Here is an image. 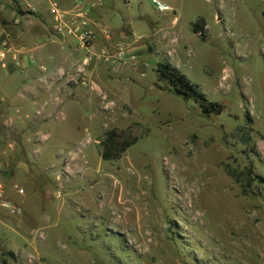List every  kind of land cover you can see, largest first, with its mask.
Returning a JSON list of instances; mask_svg holds the SVG:
<instances>
[{
  "label": "rangeland",
  "instance_id": "rangeland-1",
  "mask_svg": "<svg viewBox=\"0 0 264 264\" xmlns=\"http://www.w3.org/2000/svg\"><path fill=\"white\" fill-rule=\"evenodd\" d=\"M158 1L85 0L90 26L30 39L67 68L46 113L21 67L0 76V264H264V0ZM110 133L137 141L106 160Z\"/></svg>",
  "mask_w": 264,
  "mask_h": 264
},
{
  "label": "crops",
  "instance_id": "crops-1",
  "mask_svg": "<svg viewBox=\"0 0 264 264\" xmlns=\"http://www.w3.org/2000/svg\"><path fill=\"white\" fill-rule=\"evenodd\" d=\"M49 1L51 7L54 2L57 4L61 12L73 13V15L67 16L64 19V23L69 25L73 24L78 30L84 28V26H90V22L92 21L90 20L89 15L91 12L84 3L85 0ZM11 4L12 6L9 8L6 4L0 3V15L5 19V22L0 29V76L6 77L7 80L10 78L16 79V70L21 67L22 71L26 73L28 78L32 77L34 81H36V84L29 89V95H27L28 98L35 102L38 101V103L40 101V105L43 103L38 111L46 113L48 104L39 99L44 95V92L49 93V90L53 89L52 82L51 84L48 83V87H45L46 81L58 79L59 76L61 78L62 74L66 73L67 68H53L54 70L52 73L47 74L46 67L44 66L46 59L42 57L36 58V56L32 54H36L35 51H37L36 49H38L39 46L29 48L30 46L28 44L30 39L34 37L38 38L43 34L47 35L46 38L50 39L53 38L52 36L56 35L58 36V39H62V42L64 39L66 40L67 36H62L58 33V22L49 7L41 12V3L39 2L38 4V0H11ZM66 7H69V9ZM79 8L85 10V12L76 13L75 10H79ZM81 14L85 17L80 19L78 17ZM97 26L98 28H101V25ZM50 39L49 42H51ZM106 39H110V36L107 35ZM1 43H6L8 45L7 49H4L5 52L3 51ZM44 44H46V41ZM88 45L93 47V41L89 42ZM36 62H38V65L35 67V64H37ZM71 65H73V62H71L68 67ZM45 88H47L46 91Z\"/></svg>",
  "mask_w": 264,
  "mask_h": 264
},
{
  "label": "trees",
  "instance_id": "trees-1",
  "mask_svg": "<svg viewBox=\"0 0 264 264\" xmlns=\"http://www.w3.org/2000/svg\"><path fill=\"white\" fill-rule=\"evenodd\" d=\"M194 31L195 33L200 32L199 24L196 25ZM156 71L159 79L168 83L175 93L198 103L204 114L219 115L223 112L222 104L210 101L207 95L197 85L193 84L176 66L169 62L160 61L157 64ZM114 137L115 134L110 133L109 138L101 143L102 155L106 160L119 157L121 153L125 152L137 141V139H135L131 142L125 141L120 143L115 141ZM115 151H117V153H114Z\"/></svg>",
  "mask_w": 264,
  "mask_h": 264
},
{
  "label": "built area",
  "instance_id": "built-area-1",
  "mask_svg": "<svg viewBox=\"0 0 264 264\" xmlns=\"http://www.w3.org/2000/svg\"><path fill=\"white\" fill-rule=\"evenodd\" d=\"M153 3L157 6V8L160 11H165V10L169 9L168 6L161 4L158 0H153ZM51 12L55 16L56 21L58 22V28H57L58 33H60V34L64 33L65 28H66V31L68 34H72V33H74V31H76L77 28H74L73 24L69 25V24L63 22L67 15H66V13L61 12L60 9L58 8L57 4L54 2L52 4ZM1 28H2V24L0 22V29ZM84 37H85L84 35L81 36L82 40H84ZM0 42H1V40H0ZM1 44L3 45V49H7L8 45L6 43H1ZM121 54H124V53H121ZM87 60H88V58H87ZM4 206L13 214L17 212L16 209H14L13 207H10L9 205L5 204Z\"/></svg>",
  "mask_w": 264,
  "mask_h": 264
}]
</instances>
